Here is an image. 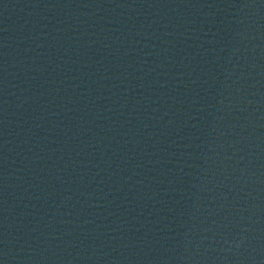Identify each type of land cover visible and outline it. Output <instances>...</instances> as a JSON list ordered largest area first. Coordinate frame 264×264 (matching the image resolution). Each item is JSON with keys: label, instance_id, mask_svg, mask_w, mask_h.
Returning <instances> with one entry per match:
<instances>
[{"label": "water", "instance_id": "95a60500", "mask_svg": "<svg viewBox=\"0 0 264 264\" xmlns=\"http://www.w3.org/2000/svg\"><path fill=\"white\" fill-rule=\"evenodd\" d=\"M0 264H264V0H0Z\"/></svg>", "mask_w": 264, "mask_h": 264}]
</instances>
